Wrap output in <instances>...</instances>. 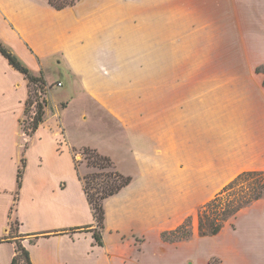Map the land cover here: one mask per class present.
Masks as SVG:
<instances>
[{
    "label": "crops",
    "instance_id": "obj_1",
    "mask_svg": "<svg viewBox=\"0 0 264 264\" xmlns=\"http://www.w3.org/2000/svg\"><path fill=\"white\" fill-rule=\"evenodd\" d=\"M148 2L79 0L56 10L47 0H0V41L34 77L59 59L54 67L77 78L82 95L122 128L128 170L75 137L70 129L79 122L67 124L55 103L35 131L22 130L28 81L0 54V264L12 263L17 244L31 264H264V200L216 236L193 234L183 246L162 239L237 175L264 172V71L256 72L264 65V19L249 26L239 13L229 25L245 69H176L174 38L158 7L144 16ZM129 79L135 85L122 91ZM107 94L129 97L113 108ZM90 145L130 179L103 202L101 246L73 153ZM199 243L205 249L195 252Z\"/></svg>",
    "mask_w": 264,
    "mask_h": 264
},
{
    "label": "rangeland",
    "instance_id": "obj_2",
    "mask_svg": "<svg viewBox=\"0 0 264 264\" xmlns=\"http://www.w3.org/2000/svg\"><path fill=\"white\" fill-rule=\"evenodd\" d=\"M55 1L57 3L62 2V0ZM148 3L149 10L145 11L146 14L144 16H151L152 6L158 7L161 26L166 27V29L168 27L171 38H174L176 69L184 68L185 64L190 70L245 69L242 51L237 42H234L238 32L236 29L231 30L232 26L229 25L234 23L239 13L245 16L249 26H254V22L263 20L264 0H149ZM224 23L226 26H223ZM144 48L143 55L146 58L147 55L151 54V47L145 46ZM166 51V48H161V53ZM57 59L54 58L49 62L43 63V68L46 71L45 75L41 74V83H28L29 100L25 118L21 121L22 130L27 133L30 132L37 104L42 107L43 119L45 117V107L48 106L46 112L50 114L54 112L56 104L60 118L65 117L68 120L67 124L71 125V122H75V120L79 122L74 128L71 126L72 130L70 129L75 137L81 142L99 145L106 154L120 164L121 171L128 173V170L124 167L127 163L123 152L125 135L122 128L107 115L104 109L98 107L99 105L95 104L90 98L82 95L77 78L74 77L71 80L66 77L65 72H61L63 68H60V70L54 67L55 62L58 63ZM141 67H143V70H151L150 63H144ZM263 71L264 65L256 69V72ZM65 77L68 80L63 88L56 87L59 82H63L62 78L65 79ZM134 85L135 79L125 80L124 83H120L122 91L128 90V92ZM143 85L150 86L151 79L144 78ZM128 97L118 94L106 95L109 105L113 108H119L120 105L125 104L124 100ZM46 98L48 101H46ZM131 98L133 103H135V95H132ZM31 106H35L33 115H31ZM69 127L67 128L69 129ZM88 152H94L98 156L107 158L98 150L92 148L91 145L90 147H73L75 161L81 177L99 173L96 168L89 165L92 164L91 161L88 164ZM107 159L110 161V167L102 173L113 172L119 174L116 162L110 158ZM86 183L88 188L91 189L94 184L101 182L100 180L94 182L87 180ZM90 193L93 194L94 191L91 189ZM233 194L234 191H230L222 195L220 204L224 205L228 200L231 201ZM200 207L193 208L189 214L192 225L190 228L191 235L194 234L191 238L196 240L199 239L196 216ZM219 208L221 209L220 206ZM235 216H232L227 222L231 221ZM11 231L14 232V227H12ZM184 241L175 243L180 242V246H183L187 244ZM166 245L170 244L167 243ZM204 249V246H201L200 243L198 246H194L195 252L196 250L201 252Z\"/></svg>",
    "mask_w": 264,
    "mask_h": 264
},
{
    "label": "trees",
    "instance_id": "obj_3",
    "mask_svg": "<svg viewBox=\"0 0 264 264\" xmlns=\"http://www.w3.org/2000/svg\"><path fill=\"white\" fill-rule=\"evenodd\" d=\"M49 4L56 10H61L67 7H72L79 0H62L57 3L55 0H47ZM0 54L8 61L9 65L17 72L22 74L28 83H41V77H34L31 71L0 41ZM264 85V83H263ZM42 107L37 104L34 118L31 122L30 132L35 131L43 122ZM88 164L90 161L93 168L98 170V174L80 177L83 183V190L87 198V202L91 208L93 218L95 220V230L93 231V239L98 245H102L101 232L104 224L103 202L110 197L119 193L123 188L129 185L130 179L125 178L117 173L106 172L110 167V161L98 156L94 152H88ZM24 163L17 171V187H21L22 173ZM92 182L100 180L101 183H96L91 187L93 194L87 186L86 181ZM234 191L232 200H228L224 205L220 204L221 197L225 193ZM264 200V172H244L237 175L229 182L211 201L203 205L197 212V232L198 236L213 237L216 236L232 216L238 214L243 208L251 204ZM221 207V209L219 208ZM218 210H217V209ZM191 220L187 218L183 224L177 229L164 233L162 239L164 242L175 243L178 241H186L191 237ZM15 256L11 264H31L28 253L21 245L17 244Z\"/></svg>",
    "mask_w": 264,
    "mask_h": 264
},
{
    "label": "built area",
    "instance_id": "obj_4",
    "mask_svg": "<svg viewBox=\"0 0 264 264\" xmlns=\"http://www.w3.org/2000/svg\"><path fill=\"white\" fill-rule=\"evenodd\" d=\"M58 86H60V84H58Z\"/></svg>",
    "mask_w": 264,
    "mask_h": 264
}]
</instances>
